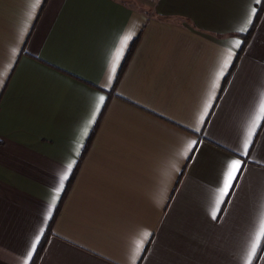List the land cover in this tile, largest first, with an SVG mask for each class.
<instances>
[{
  "label": "crops",
  "instance_id": "0c3cea01",
  "mask_svg": "<svg viewBox=\"0 0 264 264\" xmlns=\"http://www.w3.org/2000/svg\"><path fill=\"white\" fill-rule=\"evenodd\" d=\"M260 4L0 0V264H244L264 220V130L239 155L264 100V8L243 39Z\"/></svg>",
  "mask_w": 264,
  "mask_h": 264
},
{
  "label": "snow or ice",
  "instance_id": "6c2138e0",
  "mask_svg": "<svg viewBox=\"0 0 264 264\" xmlns=\"http://www.w3.org/2000/svg\"><path fill=\"white\" fill-rule=\"evenodd\" d=\"M37 4L39 3V0H36ZM255 3L259 4L261 3V0H255ZM256 14V9L253 8L251 10V13L248 17L247 23L250 25L252 22V16ZM247 28H241L239 31H246ZM131 39V35H126L123 37V39L120 41V47L117 50L115 54V58L112 64V71L115 72L117 63L119 62L122 54H123V49L127 45L128 41ZM236 46L239 47L240 41L235 42ZM232 58V54H229V57L225 60L223 64V68L221 69V73L218 75L217 79H219L223 75V70L227 69L229 67V61ZM2 83V81H0ZM215 86V85H214ZM104 96L99 97V102L96 105V110L92 114V118L88 123V127L85 128L83 135H87L88 129L91 127L92 123L96 119V113L99 112L100 106L104 103ZM208 112V106H205L204 113L206 114ZM205 119V115L202 114L200 116V121L203 122ZM259 130H264V100L261 101L259 104V111L258 114L253 118L251 124L249 125L246 133L244 134L242 138V145H241V150L239 152L240 156H248L249 155V149L253 145V138L257 134V131ZM199 131V129H197ZM198 150V142L197 141H191L188 145L187 151L192 152L193 149ZM243 164L244 161H242L239 158L232 159L230 161H226V163L223 165V171H222V177H221V187L219 189V195L216 200V209H214L211 213L212 218L215 220L217 218V209H219L221 203L225 201L226 197L230 196V193L234 190L235 184L238 181L239 175L243 171ZM72 168V164L70 163L68 165V171H70ZM67 179V172L60 177V187L63 186V181ZM59 191L60 189L57 188L55 192V196H59ZM56 199L54 198L52 200V204L55 205ZM147 236V234H145ZM39 235L36 237V242H34L31 246V251L27 253L28 259H31L32 252L36 248V243L39 241ZM140 246L138 245V249ZM261 254H264V220L260 221L259 227L253 236L251 240L250 247L247 251V255L245 257L244 264H254L255 261H258L262 258ZM27 264V261H26Z\"/></svg>",
  "mask_w": 264,
  "mask_h": 264
},
{
  "label": "trees",
  "instance_id": "16d2710c",
  "mask_svg": "<svg viewBox=\"0 0 264 264\" xmlns=\"http://www.w3.org/2000/svg\"><path fill=\"white\" fill-rule=\"evenodd\" d=\"M263 8H264V0H262L261 4H260V6H259V8H258V10H257V13H256V15H255V18H254V20H253V22H252V25H251L249 31H248L246 34H244V36H243L244 43H245V42L248 40V38L251 36V34H252V32H253V30H254V28H255V26H256V23H257V21L259 20V17H260V15H261V13H262ZM136 42H137V39L133 40V42H132V44H131V46H130V48H129V50H128L126 56H125V59H124V61H123V63H122V66H121V68H120V70H119V72H118V77H120V75H121L122 72L124 71V69H125V67H126V65H127V63H128V61H129V59H130V57H131V54H132V52H133V50H134V47H135V45H136ZM231 70H232V68H231ZM89 144H90V141H88V143H87V147H88ZM71 180H72V179H71ZM42 249H43V242L39 245L38 250H37V254H38Z\"/></svg>",
  "mask_w": 264,
  "mask_h": 264
}]
</instances>
